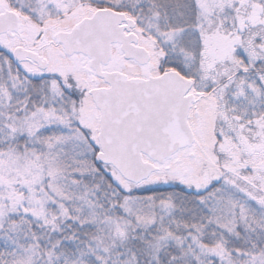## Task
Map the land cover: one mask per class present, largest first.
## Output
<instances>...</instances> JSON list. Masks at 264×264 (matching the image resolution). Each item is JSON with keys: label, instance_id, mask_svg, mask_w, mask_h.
<instances>
[{"label": "snow or ice", "instance_id": "6c2138e0", "mask_svg": "<svg viewBox=\"0 0 264 264\" xmlns=\"http://www.w3.org/2000/svg\"><path fill=\"white\" fill-rule=\"evenodd\" d=\"M0 264H264V0H0Z\"/></svg>", "mask_w": 264, "mask_h": 264}]
</instances>
